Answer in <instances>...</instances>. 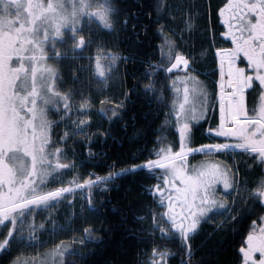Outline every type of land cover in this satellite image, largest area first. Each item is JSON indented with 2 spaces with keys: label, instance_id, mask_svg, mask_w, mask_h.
<instances>
[{
  "label": "snow or ice",
  "instance_id": "1",
  "mask_svg": "<svg viewBox=\"0 0 264 264\" xmlns=\"http://www.w3.org/2000/svg\"><path fill=\"white\" fill-rule=\"evenodd\" d=\"M34 4L43 7L42 0H34ZM102 5V8L97 7L95 12H91L88 11L92 8L91 3H87L86 0H78V3L72 4V12L68 17L55 15L58 9H63L64 4L59 0L53 4L52 0H49L43 10L54 14L51 23H45L42 35H33V33L40 32L36 26V20L42 18V13L33 18L30 22L31 26L24 29L28 33L23 37L24 52L30 60L35 61L39 55V59L46 62L49 58L47 48L50 42L55 59L58 60L66 55L55 49L58 39L62 42L71 41L69 50L73 53L94 46L95 56L89 55L86 58L89 63L82 65L81 68L88 73L95 72L98 77L102 78L105 89L109 86L114 75L122 85L119 94H113L100 100L102 107L98 111L105 115L110 122L124 121L123 114L130 110L129 104H135L131 99L132 96L143 94L150 105L155 103L157 106L156 120L163 116L164 123L155 128L149 124L148 127L152 129L151 139L141 150L140 156L136 157L138 160L140 157H144V162H125L123 166H120L116 161H113L107 165L106 175L101 176L95 171H89L88 178L83 179V183H76L73 180L70 183L74 187H60L45 191L47 181L49 178L56 180L59 170L76 169L77 167L74 162L60 163L62 158H68L67 149L57 147L50 151L52 145L61 142L67 143L71 136L83 134L84 129L90 126V120L80 119L78 116L76 121H72L73 131L65 132L53 141L51 130L59 122L47 120L44 112H40L38 117L35 103L29 105L27 101L28 95L33 98L39 95L35 90V75L31 80V91L28 90V83L22 82L21 86L25 88L26 95L21 107L27 115L20 116L15 109H12L6 115L3 123H0V225L5 227L8 224L11 225L6 237L0 242V250L8 252L14 240L23 239V222L34 208L50 206V202L57 201L65 194H71L77 189L81 191L87 189V193L81 196L83 203L79 209V227H72V224L54 225L52 229V233H55L64 231L67 227L73 233L72 245L61 241L48 253L53 258L52 264H79L75 259L67 260L66 253L72 256L78 255L80 260H83L95 254L89 248L90 242L104 243L103 237L96 235V233L104 231L103 227L97 228L86 215L87 212L97 211V205L105 202L103 199H97V196L110 193L113 190L111 185L118 178L146 171L149 178L156 181L154 185L146 186L144 189L152 197V200L150 204L144 206L143 215L132 211L120 218L123 230L130 239L151 241L152 243L156 242L157 233L164 238H178L179 247L182 250L181 264H200L199 261L194 260L195 254L190 241L200 230L202 224L211 219L209 213L218 208L230 209L231 222L236 223L251 203L248 197L254 196H259L260 206L264 208V0H226L215 10L217 18L226 28L219 35L222 39H230L233 47L214 48L215 33L206 46L201 44V57L211 53L213 64L216 65L214 73L217 71L219 73L217 84L219 88V119L215 127L209 126L201 132L202 136L214 142L199 144L198 147H191V145L196 143V130L201 128L202 120H207V113L212 108V103L209 94L197 77L188 75L189 72L199 71V65L192 53L173 56L171 49L177 46L176 41L172 37L164 36L165 29L173 31L175 16L170 14L165 18L163 13L170 12V9H175L178 6L168 5L166 0H156L154 5L158 25L156 32L163 40L156 47L169 49L167 63L162 62L156 66L151 61L142 62L147 63L149 69L156 70L154 72L146 70L141 76H135V72H133L132 83L128 85L129 73L127 71L122 76L116 74L118 73V63H124L125 69H127L130 62L134 63L132 57L122 56L110 50V45L119 39V33L110 17L119 16V10L115 9L109 0H104ZM212 11L211 2L208 0L206 23L211 19ZM83 15H87L89 19L92 16H97L103 21L102 25L97 26L96 34L89 35L87 38L79 35L83 28L76 26L78 18ZM161 19H166V22L160 23ZM128 23L127 16L119 19V24L125 31ZM66 27L71 33L67 36H65ZM136 27V24L132 25L134 35L146 34L147 26H140L143 29L141 33L135 32ZM193 27L194 24L189 17L187 28L191 30ZM207 34L208 29L205 28L204 36ZM108 36H111V39ZM29 46H31L30 49ZM241 54L246 61V67H239L237 64ZM23 59V56L20 57L21 65L15 79H20L21 72L27 77V69L22 63ZM104 64L107 67H104ZM181 66L186 70L185 75H174ZM45 71L50 73L53 80L55 79L57 75L55 70L45 65ZM162 74L163 79H160ZM149 76L153 78L148 79ZM142 79H148V82L141 83ZM193 83L195 87L190 88L189 85ZM178 84L183 85L182 90ZM169 92L177 97L171 103L166 95ZM249 92L254 93L251 108L248 106ZM190 93L193 94L191 100ZM56 95L59 96V100L54 103L53 107L64 113L60 122L64 119L70 120L69 113L75 103L72 99L74 91L69 90ZM211 96H216V92L213 91ZM257 100L259 102L258 109L255 106ZM92 102L93 98L90 95L88 97L81 95L79 106L76 108L77 113L84 114L90 111ZM61 103H63L62 108H60ZM108 112H111V115H107ZM37 119H39L38 124ZM165 125L172 126L170 135L173 138L170 141L162 135L166 131ZM121 126L126 131L129 125L127 122H123ZM148 127L138 132L134 138L148 136ZM108 135H110L108 131L94 133L92 136L84 135L90 157L96 158L100 155L92 151L91 145L95 142L93 137L106 140ZM232 140L237 142H228ZM148 144L151 145L150 148L147 146ZM235 149L250 154L252 164L247 165V170L258 167L260 170L258 181H248L241 173L238 162H234L230 167L220 163L205 162L201 164L195 176L188 175L185 170L184 165L189 154L219 155ZM13 154H18L19 158ZM10 155L12 156L11 161L9 160ZM22 157L30 158V165ZM12 161H15V164L10 163ZM93 177L95 178L93 179ZM81 178L83 177L81 176ZM221 184L227 195L235 194L231 204L226 205L216 198L217 185ZM244 192L247 193V196L243 194ZM258 219L261 222L259 234H256V221H252V230L244 241L247 246L242 244L239 248V253L243 256V264H264V216H259ZM75 222L73 219V223ZM219 227L221 225H217V228ZM31 229L32 226L29 225V239L34 240L35 237L31 236ZM110 230L111 228L108 229V231ZM39 243H44V241H39ZM73 246L79 248L80 251L77 253ZM257 252L261 257L259 261L253 258V254ZM142 255L144 258L137 259L134 264H164V258L170 256L167 250L160 251L159 248H153L151 255L147 251H144ZM157 256L160 257L159 260H157ZM11 264H16V261H12Z\"/></svg>",
  "mask_w": 264,
  "mask_h": 264
},
{
  "label": "trees",
  "instance_id": "2",
  "mask_svg": "<svg viewBox=\"0 0 264 264\" xmlns=\"http://www.w3.org/2000/svg\"><path fill=\"white\" fill-rule=\"evenodd\" d=\"M170 5L174 4V0H166ZM178 1V0H177ZM109 2L119 10V16L113 15L111 17L112 22L119 33V39L112 45H110V50L117 52L122 56L132 57L134 63H129L128 68L125 69L124 63H121V72L118 75H123L125 71L129 73L128 85L132 83V74L135 72V76H141L146 70L149 72H154L156 69H149L147 63H142L144 61H151L153 65L159 66L162 62L167 63L169 49H158L156 46L160 45L163 40L160 35L157 34V14L154 8L156 0H109ZM212 7L211 19L206 23L207 17V4L208 0H180L181 9V20L179 25L174 26L173 31H168L165 29L164 36L172 37L176 44H182L180 46L182 51L188 55L189 52L192 53L193 58L197 60L199 65L198 75L205 77L207 81L215 77L213 56L208 53L205 57H201L200 53L202 51L201 44L205 46L208 44L210 39V29L212 33L217 34L220 31V25L218 23V18L215 14V10L219 5H221L222 0H210ZM191 10V11H190ZM170 15V14H169ZM127 16L129 23L127 30L119 24V19ZM166 17V13H165ZM191 17V22L194 24L193 29L187 28V22ZM199 17V19H197ZM166 20V19H165ZM164 23L163 20L159 21ZM136 24V33H141L143 29L141 25L147 26L146 34H141L136 36L133 34L132 25ZM94 23L89 24L90 29H86L88 32L86 35H93V29H95ZM208 29L207 36H204V29ZM182 30V31H181ZM175 33V35H173ZM106 35H108L106 33ZM180 35V37H179ZM182 36V39H181ZM111 39V36H108ZM139 40V43H137ZM219 42L216 41L214 46H219ZM179 46V45H178ZM176 52V47L171 49L172 55ZM68 59H63L60 61V71L57 76L60 77V81L66 79L65 76L68 72L65 67L66 61ZM75 62V61H74ZM83 62L79 61V64ZM74 70L70 74L71 76L76 75L78 62L72 63ZM78 64V65H79ZM169 66V65H168ZM206 73L205 76H203ZM174 75H185L183 72H175ZM77 76V75H76ZM82 79V75L79 74ZM149 76L148 79H152ZM163 79V74L159 77ZM148 79H142L141 83H147ZM80 80V79H79ZM78 80V81H79ZM64 82V81H63ZM70 86L72 88L83 89L86 86L84 83H77V80L72 78L70 81ZM79 84H81L79 86ZM181 84H178L180 87ZM159 87V85H157ZM81 87V88H80ZM121 83L119 80H115V83L111 82L109 87L106 88V92L102 94L106 98L113 94H119L121 90ZM207 90L209 87L204 85ZM89 95H94L92 108L93 111L90 112V126L84 129L83 134L73 135L68 138L67 143L60 144L64 149H67L68 158L65 160L68 163H75L76 169H62L59 170V174L56 180L49 178L45 191L54 190L57 187H68L69 182H65L66 177L80 173V181L83 183V179H87V173L89 171H95L98 175H106L108 172L107 165L116 161L120 166H123L125 162L128 163H141L144 162V157L136 159L140 156L141 150L147 144V141L151 139V127H158L160 124L164 123V117L161 116L159 120H156V115L158 108L155 103L149 104L147 98L141 94L140 96L133 95L132 101L135 104H129V111L124 113V121L110 122L105 115L101 114L98 109L102 106L100 104L101 95L92 94L88 91ZM169 99V103L173 101L174 94L169 92L166 93ZM1 98V91H0ZM214 96H209L212 103ZM48 112L49 108L46 109ZM167 111V110H165ZM44 112V111H43ZM45 114V113H44ZM88 114V113H87ZM107 115H111L108 112ZM58 115L54 112L47 113L45 118L49 121H53ZM215 112L209 110L207 113V120L201 122V128L196 130L195 141L192 144L199 145L206 143L208 138L201 135V132L209 127L211 123L215 122ZM155 121V123H153ZM123 122L128 123V128L126 131L121 126ZM148 127V136L146 137H135L134 136L140 132L142 129ZM166 131L162 133L169 141L172 140L170 131L172 126L165 125ZM56 125L53 126L52 138L53 141L60 136L56 135L55 132ZM108 131L110 135L107 139H102L98 137H93L95 142L91 145L92 151L99 153L100 155L96 158H92L88 155L87 141L84 140V135L92 136L94 133H102ZM159 134V133H158ZM235 141V140H234ZM53 144L52 146H55ZM149 148L150 144L147 145ZM135 154V155H133ZM147 154L145 153V156ZM235 160H238L241 173L246 177L248 181L255 182L260 178V170L258 167H254L252 170H247V165L252 164L250 154L234 152ZM197 157L198 155H192L191 157ZM81 176L83 178H81ZM95 177H93L94 179ZM156 181L149 178L146 171H140L132 175H124L121 178L115 180L111 185L112 191L106 195L97 196V199H103L105 202L103 204L97 205V211L87 212L89 221L94 222L97 228L103 227L104 231L96 233L98 236H102L104 243H89V248L95 253L94 255L88 256L86 259L80 260L79 256H72L66 253L65 258L67 260H77L79 264H134L137 259H142L143 252L147 251L151 255V250L153 248H159L160 251L167 250L170 256L164 258V264H181L182 250L179 247L178 238H164L160 237L157 233V239L155 243L151 241H140L128 238V234L123 230V226L120 223V218L122 216L128 215L130 212L135 211L139 215H143L144 206L150 204L152 197L145 192L146 186L154 185ZM254 186V185H253ZM103 187V186H101ZM87 189L83 191L77 190L80 196L87 193ZM247 196V193L244 194ZM251 201L248 209H246L241 216V219L236 223H232L229 216H224L222 214L217 215L215 220L212 222H205L202 224L200 230L192 237L190 243L192 245V250L194 252V260L199 261L200 264H242L243 256L239 253V248L246 239L247 234L252 230V221L260 222L258 217L264 216V208L260 206V200L254 197H248ZM83 201L75 205V209L79 210ZM42 209H44L42 211ZM71 207L68 206V199L65 195L61 196L57 201L50 202V206H40L34 208V213L29 217L33 218L36 227L39 226L40 229L39 237L34 240H29L27 232L22 233L23 239H17L12 242L10 250L8 252H3L0 250V264H11L12 261L19 260L22 254L28 255H44L47 251L54 249L61 240L66 244L72 245V235L73 233L65 228L64 231H57L52 233V229L59 225L72 224V227H79L80 216L79 211L75 215H70ZM235 214V213H233ZM219 217L222 219L218 221ZM225 217V218H224ZM75 219V223H73ZM216 222V223H214ZM43 225V228H41ZM217 225L221 227L217 228ZM11 225L8 224L7 227L4 225L0 226V242L6 237L8 229ZM111 228L110 231L108 229ZM39 241H44V243H39ZM246 247V244H244ZM74 247V246H73ZM74 250L78 253L80 250L74 247ZM174 254V255H171ZM30 257V258H34ZM29 258V259H30ZM160 257L157 256V260Z\"/></svg>",
  "mask_w": 264,
  "mask_h": 264
},
{
  "label": "rangeland",
  "instance_id": "3",
  "mask_svg": "<svg viewBox=\"0 0 264 264\" xmlns=\"http://www.w3.org/2000/svg\"><path fill=\"white\" fill-rule=\"evenodd\" d=\"M42 2H43V7H38L34 4V0H0V91H1L0 123H3L6 115L10 113L12 109H15L20 116L27 115L24 109L21 107L22 103L24 102L23 98L26 95V90L24 87L21 86V84L22 82L26 81L29 85L28 90L31 91L32 90L31 80H32L33 75H35V90L38 91L39 95L36 98H33L31 95H28L27 96L28 104L31 105L33 104V102L35 103L38 117H39V113L43 111L45 115H47V113H50V111L56 113L58 116L54 118L53 121H57L59 123L56 125L55 132H56V135L59 134L60 136H62L65 132L73 131L74 125L72 124V121H76L78 116L80 119L91 120L89 115H90V112L93 111L92 105H91V110L84 114H78L76 111V108H78L79 106L81 95H83L84 97H88L89 96L88 91H91L92 94L101 95L102 96L101 99L102 98L105 99V97L102 94L106 92V89L103 86L102 78L98 77V75L95 72L88 73L81 68L82 65H87L89 63V61L86 59L89 55H92L93 57L95 56L96 53H95L94 46L86 47L83 51H76L75 53H73L69 50L71 47V41L62 42L61 40L58 39L55 44V49L60 51L61 53H65L66 54L65 56H63L62 58L58 60L55 59L54 58L55 53H54V50L52 49L51 42H50L47 48L49 58L46 62L43 60H40L39 55H37V59L35 61L28 59L27 54L23 50V37L28 35V33L24 31V29L26 27H30L31 26L30 22L33 20V18L42 13V18L36 20V26L38 29H40V32L33 33V35H37V34L42 35L43 26L45 25L46 22L51 23L52 16L54 15L53 13L43 10V8H46L49 0H42ZM57 2L58 0H52L53 4ZM59 2L63 3L64 7L63 9H58L55 15L70 17L71 12H72V4L78 3V0H59ZM86 2L91 3L92 5V8L88 9V11L95 12L97 7H101V8L103 7L102 3L104 2V0H86ZM92 23L96 24L95 25L96 31L93 29V35H94L97 32V26L102 25L103 21H101L99 17L97 16H92L91 19H89L87 15H83L79 17L78 23L76 26L78 28H83V31L79 33V35H83L85 36V38H87L88 36L86 34L88 32L86 31V29L87 28L90 29L88 25ZM68 27L65 28V36L71 34L68 31ZM181 44H178V45L183 46ZM30 48L31 46H29V49ZM221 48H231V47L227 46V47H221ZM177 54H182V53L177 52ZM22 56L24 57L22 63L24 65V68L27 69V77H25L24 73L21 72L20 79H15L18 69L20 68V65H21L20 57ZM63 59H68V61L65 60L66 61L65 67L67 68V70L69 69L68 72L69 71L70 72L65 76L66 79H63L64 82L59 80L60 77H61V80L63 77L60 75L57 76L58 74L53 80L50 73L45 71V65L48 68L55 70L56 73H58L60 71L59 63ZM82 59H83V62L79 64V61H82ZM74 61L78 62L79 64V65L76 64L77 70L79 71V72H76L77 76L70 75L72 71L74 70V67L72 66L73 65L72 63H75ZM94 63L95 61L93 60V64ZM103 63L104 62L102 61V64ZM120 65L121 63L119 62L118 63V73L116 75H118L121 72ZM104 67H107V65L104 64ZM215 67L216 65L214 66V68ZM79 74L82 75L83 81L81 80V76H79ZM188 75L196 76L203 86L206 83V85L209 87V89L206 90L209 96H211V93L213 91L216 92V96H214L213 98L212 108L210 109L211 111L213 110L215 112V116H216L215 122L213 124L211 123L210 126L215 127L219 119V113H218L219 88L217 86L218 81H219L218 71L216 72L215 77L214 78L212 77L210 81H207L205 77L203 78L199 76L198 74L193 75L191 73H188ZM73 77L75 80H77V83H84L86 87L83 89H79L75 87L72 88L70 86L71 84L70 81H72ZM115 80L117 79L115 78V75H114V77L110 80L109 84L111 82L115 83ZM80 85L81 84H79V86ZM189 87L194 88L195 84L194 83L190 84ZM180 88L181 90L183 89L182 84L180 85ZM69 90L74 91V95L72 99L75 101V103H74L72 111L69 113L70 120L64 119L62 122H60L61 118L64 117V113L63 111H60L58 108L53 107L54 103L59 100V96L56 94H63V93L68 92ZM100 90L102 94L100 93ZM192 95L193 94L190 93V100L192 98ZM94 97L95 96L92 95V98ZM176 99L177 97L174 95L173 101ZM181 99H182V92H181ZM214 101H215V104H214ZM198 106L199 105L197 101V107ZM62 107H63V103L60 104V108ZM48 108H49V111L46 112L47 111L46 109ZM38 123H39V119H37V124ZM51 131H53V128ZM51 136H52V133H51ZM51 139L53 140L52 137ZM54 140H56V138ZM60 144L63 145V142L58 143L55 146H52V149H50V151L57 147L62 148ZM233 153L234 152L229 151L227 153L219 154V155L209 154L208 156H205L204 154L199 153L200 156L198 157L188 156L186 158L184 167H185V170L188 172V175H191V176H195L196 171L199 170L201 164L205 162L220 163L221 165H227L230 167L234 163V161H232L233 157H235ZM13 155H17V158H19L18 154H13ZM22 158L25 160L26 163L30 165V158H27V157H22ZM9 160L10 161L12 160L11 155L9 156ZM65 160L66 159L62 158L59 162L67 164L68 162ZM237 161L238 160H235V162ZM10 163L15 164V161H12ZM79 177H80V173H76L73 176L66 177L65 182H69L67 188L74 187V185L71 184L70 181L75 180L76 183H81L79 182L80 181ZM57 188H60V187H57ZM77 190L71 194H65V196L68 199V206L72 208L70 211V215H75L79 211L75 209V205L79 202L81 198ZM4 191H6V189H4ZM243 194H245V192ZM233 195H227L225 193V190L223 189L222 184L217 185L216 198L218 200L224 202L227 205L229 201L230 202L232 201ZM255 198L260 200L259 196H255ZM224 209L225 208L214 209L212 213H209V216L211 217V219H209L208 222H212L213 220H215L214 218H216L217 215H219L220 213L219 211H223ZM43 210L44 209H42V211ZM34 212L35 210L29 213L27 217H29ZM228 214L229 212H227V214H224V215H228ZM221 219L222 218L219 217L218 221H220ZM32 222H35L33 218H26L23 222V231L27 232L28 238H29V225H31L32 226L31 236L35 237L34 240H36L39 237V232L37 230L40 229V227L39 226L36 227L34 224H31ZM50 251H47L44 255H39V256L37 254L36 255L30 254V257L35 256L34 258H30L28 257V255L22 254L16 264H52L53 258L48 255Z\"/></svg>",
  "mask_w": 264,
  "mask_h": 264
},
{
  "label": "flooded vegetation",
  "instance_id": "4",
  "mask_svg": "<svg viewBox=\"0 0 264 264\" xmlns=\"http://www.w3.org/2000/svg\"><path fill=\"white\" fill-rule=\"evenodd\" d=\"M225 2H226V0H222L221 5L223 3H225ZM166 3H167V1H166ZM167 4L170 5L169 3H167ZM173 5H177L178 7L175 8V9H170V12L169 11L164 12L163 13V16L165 17V13H166V17L165 18H167L169 16V14L174 15L175 16V20H174L173 24H174V26H177V25H179V21L181 20V15H182L181 9H180V6H181L180 0H178V1L177 0H174V4ZM161 20H163L164 23L166 22L165 19H161ZM218 23L220 25V28H219L220 31H217V34L215 35V37H216V41L219 42V44H220L219 46H222V47H227V46L233 47V45L231 44L230 39H227L226 40V39L220 38V35L219 34L222 33L225 30V26L222 24V22L219 19H218ZM212 36H213V33H212V30L210 29V39H212ZM179 37H180V35H179ZM177 52H180L183 55H187L186 53H184V51H182V49L178 45L176 46V52H175V54H177ZM238 66L239 67H246V61L244 60L242 54H241L240 60H238ZM248 95H249V103H248V106L251 108L253 106V99H252V97H253L254 93L253 92H249ZM255 106L257 107V109L259 108V102H258V100H257ZM260 226H261V222H256V234L257 235L259 234V227ZM253 258L256 261H259V259L261 257L259 255V253L257 252V253H254L253 254Z\"/></svg>",
  "mask_w": 264,
  "mask_h": 264
},
{
  "label": "bare ground",
  "instance_id": "5",
  "mask_svg": "<svg viewBox=\"0 0 264 264\" xmlns=\"http://www.w3.org/2000/svg\"><path fill=\"white\" fill-rule=\"evenodd\" d=\"M155 1V0H154ZM182 70H184V68L182 67ZM230 143V142H229ZM198 147V146H197ZM234 151H242L240 149H235Z\"/></svg>",
  "mask_w": 264,
  "mask_h": 264
}]
</instances>
